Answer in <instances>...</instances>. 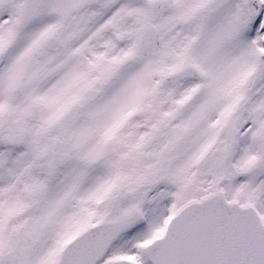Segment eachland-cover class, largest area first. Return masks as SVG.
Listing matches in <instances>:
<instances>
[{"label": "snow or ice", "instance_id": "6c2138e0", "mask_svg": "<svg viewBox=\"0 0 264 264\" xmlns=\"http://www.w3.org/2000/svg\"><path fill=\"white\" fill-rule=\"evenodd\" d=\"M0 264H264V0H0Z\"/></svg>", "mask_w": 264, "mask_h": 264}]
</instances>
